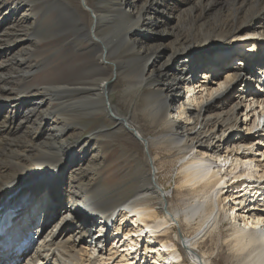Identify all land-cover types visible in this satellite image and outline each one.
I'll use <instances>...</instances> for the list:
<instances>
[{
  "label": "bare ground",
  "instance_id": "bare-ground-1",
  "mask_svg": "<svg viewBox=\"0 0 264 264\" xmlns=\"http://www.w3.org/2000/svg\"><path fill=\"white\" fill-rule=\"evenodd\" d=\"M3 2L0 215L16 218L0 238L4 258L213 264L215 253L229 264H264V153L254 151L264 149V88L253 73L264 60V0H45L53 15L45 29L71 46L76 63L39 85L27 84L36 39L31 3ZM206 31L213 40L199 41ZM111 76L124 81V113L110 97ZM64 111L72 123L57 117ZM98 115L109 119L112 135L124 134L88 149L91 140L79 139L83 122ZM111 150L129 164L121 170L134 184L128 191L103 183L100 160ZM165 166L177 170L171 194L157 178ZM228 194L239 207L228 209ZM23 233L34 241L28 250L13 240Z\"/></svg>",
  "mask_w": 264,
  "mask_h": 264
},
{
  "label": "rangeland",
  "instance_id": "rangeland-1",
  "mask_svg": "<svg viewBox=\"0 0 264 264\" xmlns=\"http://www.w3.org/2000/svg\"><path fill=\"white\" fill-rule=\"evenodd\" d=\"M21 1H29L31 3L30 5L33 8V12H32V16L31 17L34 16L33 18L35 19V22H36L35 23L36 24V28L33 31L34 34L36 35V39L33 40V41L34 42L36 41V42L35 43L33 42V47L30 48L29 51H28L30 56L33 55L29 59V61L31 62L30 67L33 68L32 71H31L33 74L31 73V75H30V77H29V79L27 81V84L28 85L45 84V83H49V82H52V81L55 82V80H57L61 76H64L65 74L67 76V67L70 65V62L72 61L71 63H76V62H73V60H72V56L74 55L73 49L71 48V46H69L68 43L66 44V43L62 42V40L58 39L55 35H53L51 33V31H50L51 29H49V32H47V30L45 29V27L48 26L49 22H51V19L53 17L52 13L48 12V10L45 9L46 8L45 0H4L3 3H5V2H6V4L20 3ZM107 1H110V0H107ZM246 9H249V12H254L256 10L255 3L253 2ZM84 10H87V8L84 7ZM216 11H218V10H216ZM213 17L214 16L210 15V16L207 17V19L210 21V20L213 19ZM43 22H44V24H43ZM45 24H47V25H45ZM50 25H52V23H50ZM174 25H175V23H174ZM186 28H188V27H186ZM177 32H178V30H177ZM175 33H176V31H175ZM166 36H169V35H166ZM200 36L201 37H200L199 41L200 40H204V39H207L208 41H212L213 40L212 38L208 39V37L211 36V34H209V31H206V32L200 34ZM231 47H235V46L232 45ZM118 48H121V47L118 46ZM69 49H72V51L69 50ZM32 50H34V51H32ZM119 52H121V51H119ZM72 53H73V55H72ZM66 57L69 58L70 60H68ZM125 57L126 56H123V57L119 58V61L122 64H123L122 60ZM66 61H68L67 65L65 64ZM61 62L65 66L63 64H61ZM60 66H61V68H60ZM228 66H229V63L225 65V68L228 67ZM64 68H66L65 69L66 71L64 70ZM124 71H128V70L124 69ZM62 73H64V74H62ZM200 75L201 74H197L196 77L198 78ZM119 78L120 77H116V76L109 77V81H110L111 86H112V89H111V92H110V97L112 98V101L115 102V104L119 107V112L121 111V112L124 113V112L127 111V109H126L127 105L122 101V97L126 94V88H125V85L123 83L124 81L122 79H119ZM200 80H202V78H200ZM200 80H198V81H200ZM186 91L187 90L185 88L182 91L181 99L183 100V102L185 101V98L188 95V94H186ZM197 93L192 91V96L196 95L194 97H198L199 98V95L197 96ZM55 103L56 102L52 101V104L55 105ZM171 106H172L171 107L172 108L171 109L172 110L171 115L176 118V116L174 115V111L177 108L176 102H175V105L173 103V104H171ZM178 106H180V105H178ZM68 113H69L68 111L67 112L64 111V113L63 112H59L57 114V117H60V116L63 115V116H65L67 118V116L70 115ZM136 117H138V118H136L135 121L139 122V121L142 120L141 116L137 115ZM73 120H75L74 117H72V119L71 118L70 119L67 118L66 122L65 121H63V122L64 123L68 122L67 124H69V123H72ZM83 123L85 124V128L83 129V131L81 133V137L79 139H80V141L88 140V139L91 140V143H89V145L87 146L88 149L95 141H97V142H105V141L109 140L110 138H114V136L117 137L116 139H119V137L122 134H124V133H121V135H120V134L116 133V135H112L113 130L111 129L112 126L109 125V123H110L109 119L107 117L103 116V115L102 116L98 115V116H96L94 118H91L90 121L88 119L87 121H84ZM99 123L108 125L107 129H111V130L108 131L105 134L97 133V131H95V130L100 125ZM67 143L71 144V143H73V140L68 138ZM78 144H80V143H78ZM254 151L255 152L264 153V149H262V148H260V149L259 148H255ZM100 162H102V164L100 163L101 165H99L100 172L103 175V183L105 184V186H107V187L122 186L123 183H124L125 186H126V187L124 186V189H126L127 191L132 188V186L134 184H133V182H131V176H129V178H128V176H124L123 173L121 172L122 168L127 167L129 164H124L125 162L123 161L122 156L120 154H118L117 152H114L112 150H111V152L108 151L107 153H105L103 158L101 157ZM158 170L159 171L157 172L158 173L157 174V178H158L159 183H160L159 184L160 185V189L165 194H171V192L173 191V188H174V183H175V176H176L175 173H177L176 168L175 167L173 168V167L165 166V167H162V168L159 167ZM109 178H110V180H109ZM126 180H128V181H126ZM129 187H131V188L129 189ZM225 198H227L226 201H225V205L228 207V209H230V208L231 209H233V208L236 209L237 206L238 207L240 206V205L236 204V207H235V203L236 202H232L233 200L230 199V195L229 194L225 195ZM228 200H232V201L228 202ZM172 205H173V207L176 206V201L175 200H174V202H172ZM261 209H263V208H261ZM38 213H41V211L39 210L36 213V215ZM54 213H56V211H54L50 215H53ZM49 216H48V218H49ZM130 218L131 217H128L125 220V222H126L125 224L129 225L130 223H132V220H130ZM173 227L176 228V229L173 228L174 231H176V232L179 231L176 226H173ZM221 230L223 231L224 228L223 229L221 228ZM174 234L175 233H172L170 235H172L171 238L174 239L173 241L176 242ZM112 236H114V235H112ZM152 238L154 240L153 243H154V246H155V245H157V243H159V239L161 238V236L158 235V236H154ZM183 246H185V245L183 244ZM14 251H17V250L14 249ZM215 256L216 255L214 253L213 256L210 258L212 260V262H214L213 264H229L227 259L216 258ZM150 258H152V257L151 256L148 257V261L145 264H151V259ZM138 261L141 264H144L141 259L140 260L139 259L135 260V263L138 264ZM173 264H193V262L192 261H186L185 259L184 260L179 259V260H174Z\"/></svg>",
  "mask_w": 264,
  "mask_h": 264
}]
</instances>
